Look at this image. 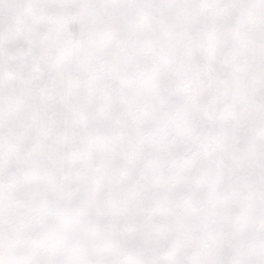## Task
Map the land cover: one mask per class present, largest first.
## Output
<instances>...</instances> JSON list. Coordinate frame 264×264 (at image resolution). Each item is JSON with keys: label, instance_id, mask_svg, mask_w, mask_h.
<instances>
[{"label": "snow or ice", "instance_id": "1", "mask_svg": "<svg viewBox=\"0 0 264 264\" xmlns=\"http://www.w3.org/2000/svg\"><path fill=\"white\" fill-rule=\"evenodd\" d=\"M0 264H264V0H0Z\"/></svg>", "mask_w": 264, "mask_h": 264}]
</instances>
